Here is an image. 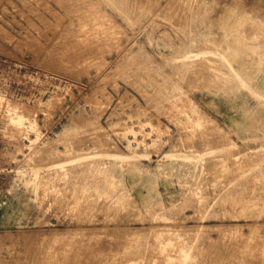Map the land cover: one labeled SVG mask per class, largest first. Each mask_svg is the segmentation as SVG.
<instances>
[{"label": "rangeland", "instance_id": "obj_1", "mask_svg": "<svg viewBox=\"0 0 264 264\" xmlns=\"http://www.w3.org/2000/svg\"><path fill=\"white\" fill-rule=\"evenodd\" d=\"M0 264H264V0H0Z\"/></svg>", "mask_w": 264, "mask_h": 264}, {"label": "bare ground", "instance_id": "obj_2", "mask_svg": "<svg viewBox=\"0 0 264 264\" xmlns=\"http://www.w3.org/2000/svg\"><path fill=\"white\" fill-rule=\"evenodd\" d=\"M20 107H21V106H20ZM16 135H17V134H16ZM108 144H109V143H108ZM108 144H107V145H108ZM164 226H165V225H164ZM163 228H164V227H163ZM258 254H259V253H258ZM153 255H154V254H153ZM261 255H262V254H261ZM261 255H260V256H261ZM234 256H235V255H234ZM158 258H159V257H158ZM102 261H103V260H102Z\"/></svg>", "mask_w": 264, "mask_h": 264}]
</instances>
